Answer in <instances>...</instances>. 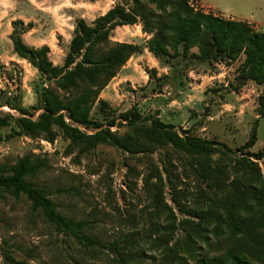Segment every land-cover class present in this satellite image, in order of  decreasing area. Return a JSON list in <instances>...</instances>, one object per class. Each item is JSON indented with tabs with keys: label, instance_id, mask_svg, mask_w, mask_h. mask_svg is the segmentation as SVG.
<instances>
[{
	"label": "rangeland",
	"instance_id": "374dc122",
	"mask_svg": "<svg viewBox=\"0 0 264 264\" xmlns=\"http://www.w3.org/2000/svg\"><path fill=\"white\" fill-rule=\"evenodd\" d=\"M189 1L204 11L201 0ZM203 3L213 7L216 16L223 18L226 14L264 24V0ZM117 5L131 8L133 0H39L43 16L37 18L34 33L28 38L49 46L50 60L55 66H62L75 20L82 17L93 23ZM20 7H14L18 9L16 15L21 12ZM150 39L140 24L120 27L112 33L113 43L136 44L143 52L131 58L126 69L101 93L100 99L110 108L100 114L97 103L94 118L103 122L105 116L118 118L136 107L143 116H158L180 133L222 142L234 151L248 142L258 120L257 143L246 152L264 150V118L258 115L257 107L264 87L252 82L239 87L237 77L243 56L234 63H210L196 59L199 50L192 49L186 56L156 59L146 48ZM0 51L1 104L8 96H17L18 105L31 110L36 118L42 112L34 110L38 108L37 92L52 83L29 63L14 57L11 49L3 46ZM0 111L19 116L7 105L0 106ZM126 130L124 126L113 129L121 135ZM0 133L5 136L10 129ZM69 146L70 141L63 135L54 143L15 137L0 142V166L11 167L29 154L46 158L49 168L34 182L51 194L63 216L88 221L90 234L102 243L134 240L141 258L130 264H185L178 257L195 264L182 251L187 234L184 230H189L188 221L194 227L200 223L194 212L206 209L209 199L203 193L208 191L206 184L197 179L189 160L171 149L132 155L110 145H100L86 153ZM258 165L264 176L263 163ZM156 169L162 180L155 178ZM169 226H175L176 233L165 236L160 245L158 238L167 233ZM206 250L195 251L203 254ZM215 254L212 251L210 256ZM112 260L113 255L104 250L87 249L75 239L59 234L39 211L32 210L25 197L16 199L0 192V264H116Z\"/></svg>",
	"mask_w": 264,
	"mask_h": 264
},
{
	"label": "trees",
	"instance_id": "16d2710c",
	"mask_svg": "<svg viewBox=\"0 0 264 264\" xmlns=\"http://www.w3.org/2000/svg\"><path fill=\"white\" fill-rule=\"evenodd\" d=\"M139 24L143 33L151 36L146 48L156 59L186 56L192 49L199 50L196 59L210 63H234L243 56L237 77L239 87L250 82L264 87V32L247 22L205 13L189 0H133L131 8L117 5L93 23L78 18L62 66L52 63L48 46L34 48L23 41L33 24L17 20L12 23L10 35L14 54L53 86L37 92L38 108L34 110L42 112L36 118L31 110L18 105L17 96L0 102V106L7 105L19 114L0 111V130L10 129L5 136L0 133V142L26 136L54 143L63 135L70 141V148H80L83 153L100 145L132 155L171 149L190 161L197 179L208 189L203 193L208 195L209 206L194 212L200 223L194 227L188 221L189 230H184L187 234L182 251L189 260L195 264H264V176L258 165H264V150L246 152L257 143L258 120L248 142L234 151L222 142L180 133L173 124L164 123L158 116L145 117L136 107L118 118L105 116L103 122L93 117L97 103L100 114L110 108L100 99L101 93L131 58L143 52L136 44L113 43L112 33L117 28ZM257 107L258 115L264 118V93ZM122 126L127 128L124 134L113 131ZM47 168L48 160L36 154L19 158L11 167L0 166V192L16 199L25 197L32 210L39 211L59 234L75 239L87 249L108 252L116 264H130L141 258L134 240L117 239L104 244L90 234L88 221L63 216L51 194L34 182ZM155 178L162 180L158 169ZM175 229L169 226L167 233L159 236L160 245L165 236L173 237ZM212 251L217 254L210 256ZM177 259L189 264L183 258Z\"/></svg>",
	"mask_w": 264,
	"mask_h": 264
},
{
	"label": "crops",
	"instance_id": "0c3cea01",
	"mask_svg": "<svg viewBox=\"0 0 264 264\" xmlns=\"http://www.w3.org/2000/svg\"><path fill=\"white\" fill-rule=\"evenodd\" d=\"M17 5H21V7L19 9L21 12L18 15H16V11L18 9L14 10V7L16 8ZM38 5H39V0H0V50H3V46L7 47L8 49H11L13 56L17 57L14 54L13 44H12V41L10 40V35L13 32L12 23L17 21V20L23 21L26 25L29 23L33 24V28L28 33L24 34L22 37L23 41L28 46L34 47V48H41L43 46H47L44 44H37V42H35V40L28 38L34 33L36 24L38 23L37 18H40L43 16V13H42V11L39 10ZM201 7L205 13H213L214 14L213 10H215V9L211 6H208V7L204 6L203 0H201ZM204 8H208L209 10H205ZM70 11H71L70 13L73 14L74 13L73 11H75V10L72 9ZM32 16H35V18H33ZM222 16H223V18L225 17L226 19H230V20L247 22L248 24L253 25V27L257 31L264 32V24L263 23H262L263 25H260V24L253 22V21L251 22V21L242 20L241 18H237L234 16L226 15V14H224ZM263 17L264 16H262V19L264 20ZM79 18H82V17H79ZM75 22H76V20H75ZM74 29H75V27H74ZM73 34H74V30H73ZM69 45H70V43H69ZM0 53H1V51H0ZM18 59L21 61H25V60H22L20 58H18ZM0 60H3V55H1V54H0ZM25 62H27V61H25ZM126 67L127 66H125L122 70L126 69Z\"/></svg>",
	"mask_w": 264,
	"mask_h": 264
}]
</instances>
